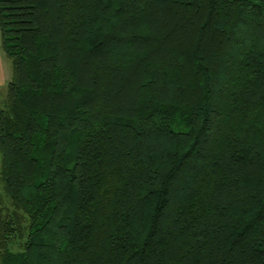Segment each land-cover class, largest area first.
<instances>
[{"label": "trees", "instance_id": "trees-1", "mask_svg": "<svg viewBox=\"0 0 264 264\" xmlns=\"http://www.w3.org/2000/svg\"><path fill=\"white\" fill-rule=\"evenodd\" d=\"M0 264H264V0H0Z\"/></svg>", "mask_w": 264, "mask_h": 264}, {"label": "crops", "instance_id": "crops-1", "mask_svg": "<svg viewBox=\"0 0 264 264\" xmlns=\"http://www.w3.org/2000/svg\"><path fill=\"white\" fill-rule=\"evenodd\" d=\"M7 56L5 55L2 45H1V39H0V86L6 85L9 80V65L7 62ZM11 75H12V69H11ZM9 80V81H8Z\"/></svg>", "mask_w": 264, "mask_h": 264}, {"label": "rangeland", "instance_id": "rangeland-1", "mask_svg": "<svg viewBox=\"0 0 264 264\" xmlns=\"http://www.w3.org/2000/svg\"><path fill=\"white\" fill-rule=\"evenodd\" d=\"M5 62H7L8 63V65H9V75H10V77H9V80L11 81L12 80V78H13V66H12V62H11V60L10 59H7V61H5ZM11 69H12V75H11ZM8 80V81H9ZM9 81V82H10ZM9 82L6 84V85H3V86H0V110L3 108V106H4V103H5V101H6V96H7V86H8V84H9ZM0 166H1V155H0Z\"/></svg>", "mask_w": 264, "mask_h": 264}]
</instances>
